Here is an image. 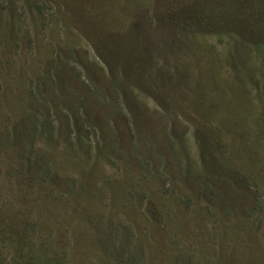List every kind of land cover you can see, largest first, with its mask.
I'll return each instance as SVG.
<instances>
[{
  "label": "rangeland",
  "instance_id": "1",
  "mask_svg": "<svg viewBox=\"0 0 264 264\" xmlns=\"http://www.w3.org/2000/svg\"><path fill=\"white\" fill-rule=\"evenodd\" d=\"M0 264H264V0H0Z\"/></svg>",
  "mask_w": 264,
  "mask_h": 264
},
{
  "label": "trees",
  "instance_id": "2",
  "mask_svg": "<svg viewBox=\"0 0 264 264\" xmlns=\"http://www.w3.org/2000/svg\"><path fill=\"white\" fill-rule=\"evenodd\" d=\"M30 115H33V116H35L36 117V119L34 118V117H30V120H31V122H36V123H38L35 127L37 128H35L36 129V131L35 130H33V128L34 127H32V130L35 132V141H36V138H41V135H37V133L42 129L41 127H40V125H42L43 123H44V117H42V116H38L37 114H34V113H32V111L30 110ZM40 124V125H39ZM42 137L43 138H45V144H50L49 142H48V137H49V135H48V133H46V132H44V134L42 135ZM33 142H34V139H33ZM12 146V144H10V147ZM10 151H11V149H10ZM29 156H30V159H27V160H31V158H42V155L38 152L37 154H36V151H33V152H31V154H29ZM35 156H37V157H35ZM39 164V163H38ZM28 166V165H27ZM138 187V185L136 184V183H134V184H132L131 185V189L132 190H135L136 188Z\"/></svg>",
  "mask_w": 264,
  "mask_h": 264
}]
</instances>
